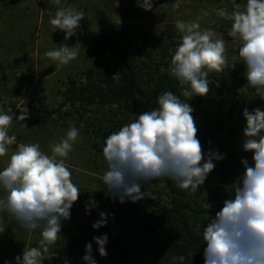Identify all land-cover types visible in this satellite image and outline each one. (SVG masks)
Returning a JSON list of instances; mask_svg holds the SVG:
<instances>
[{
  "label": "clouds",
  "instance_id": "obj_1",
  "mask_svg": "<svg viewBox=\"0 0 264 264\" xmlns=\"http://www.w3.org/2000/svg\"><path fill=\"white\" fill-rule=\"evenodd\" d=\"M55 3L59 5L60 0ZM137 4L151 11L154 0H137ZM218 14L231 19L228 35L241 42L238 55L246 68L247 84L264 99V0H245L230 14ZM84 16L83 11L72 6L59 7L49 23L54 32H63L67 41L76 35ZM175 28L182 35L171 58L170 73L178 80L186 100L171 91L164 92L157 98L158 107L138 114L134 121L110 134L103 147L108 166L102 177L106 195L120 203L144 200L151 194L143 191L142 185L164 178L174 181L181 190L196 192L216 162L225 158L224 153L211 146L205 151L198 138L194 109L186 102L194 96H207L209 73L222 72L227 66L225 40L216 38L210 28L201 30L195 21L177 20ZM79 45L70 47L63 43L45 55L67 65L77 58ZM243 117L246 126L242 148L252 153L251 163L247 158L241 159L244 171L233 194L203 230L207 243L205 264H264V111L257 108L250 112L245 108ZM29 118L26 106L19 109L18 116L11 108L0 111V157L16 144V135H9L13 120L25 122ZM21 127L28 125L21 123ZM78 136L79 129L71 126L66 137L51 146L50 155L41 151L38 143H20L0 171V189L5 193L0 198V211L29 232L42 226L39 246L25 247L22 256L15 257L16 264H43L61 233V222L70 218V210L81 192L72 182V173L63 158L73 150ZM90 203L98 206L95 201ZM100 217L92 225L94 229L106 224L107 214L101 212ZM5 230L0 220V234ZM93 239L100 256H107V235ZM85 252L86 264H96L91 243L86 244ZM173 259L183 262L185 256Z\"/></svg>",
  "mask_w": 264,
  "mask_h": 264
},
{
  "label": "trees",
  "instance_id": "obj_2",
  "mask_svg": "<svg viewBox=\"0 0 264 264\" xmlns=\"http://www.w3.org/2000/svg\"><path fill=\"white\" fill-rule=\"evenodd\" d=\"M151 27L122 26L94 40L87 50L89 69L68 81L64 100L50 111L51 116L64 113L71 117L73 122L68 125L89 134L100 145L101 153L110 134L138 114L158 107L159 95L171 91L186 100L170 73L171 58L182 34L175 29L158 35ZM242 71H246L245 66L234 58L232 66L209 73L207 96L186 101L194 109L198 138L205 151L211 146L225 154L204 185L191 192L181 190L168 178L153 180L164 185L166 198L146 197L135 203L128 201L125 207L103 203L95 194H80L70 218L61 222V233L43 264H86L83 257L88 243L96 264H205L203 230L233 194L244 171L241 159L251 163L252 153L242 148V128L246 126L243 110L251 112L264 106V99L252 98L254 89L247 80L238 79ZM244 89L246 100H241L237 95ZM101 212L107 214V222L94 229ZM105 234L107 256L102 257L93 238ZM180 255L185 256L183 262L173 259Z\"/></svg>",
  "mask_w": 264,
  "mask_h": 264
},
{
  "label": "rangeland",
  "instance_id": "obj_3",
  "mask_svg": "<svg viewBox=\"0 0 264 264\" xmlns=\"http://www.w3.org/2000/svg\"><path fill=\"white\" fill-rule=\"evenodd\" d=\"M238 4L242 5L234 0H154L153 9L145 11L137 0H60L59 5L55 0H0V111L11 108L18 116L19 109L26 106L30 117L25 122L13 120L9 135H16L17 141L0 157V171L8 165L18 144L38 143L41 151L50 155L51 146L64 139L74 126L68 125L73 122L71 117L64 113L51 116L50 111L64 100L68 81L79 78L89 69L91 60L87 50L94 40L122 26H152V32L162 35L175 30L177 20L195 21L201 30L210 28L216 38L225 40L227 65L232 66L234 58L243 63L236 57L241 42L228 35L231 19L218 13L230 14ZM67 6L83 11L85 16L76 35L65 41L64 33L54 32L49 20L59 7ZM63 43L70 47L80 44L77 58L67 65L45 55ZM239 78L247 80L245 71L238 74ZM245 91L237 95L241 100H246ZM252 95L254 100L259 97L255 89ZM259 109L264 111V106ZM21 123H26L28 128L21 127ZM99 147L89 134L79 129L73 150L63 158L72 173V182L81 194H95L103 203L125 207L128 201L120 203L106 195L102 177L108 166ZM142 190L151 194L149 198L164 197V185H156L153 180L143 184ZM4 195L0 189V198ZM0 220L6 228L0 234V264L5 261L16 264L15 257L22 256L25 247L39 246L42 226L29 232L2 211Z\"/></svg>",
  "mask_w": 264,
  "mask_h": 264
}]
</instances>
